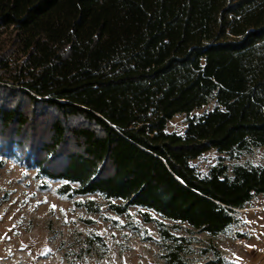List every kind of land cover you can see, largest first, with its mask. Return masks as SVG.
Masks as SVG:
<instances>
[{
    "label": "trees",
    "instance_id": "trees-1",
    "mask_svg": "<svg viewBox=\"0 0 264 264\" xmlns=\"http://www.w3.org/2000/svg\"><path fill=\"white\" fill-rule=\"evenodd\" d=\"M259 147L264 0H0V155L89 213L139 208L165 264H188L172 228L215 236L264 195V164L191 161Z\"/></svg>",
    "mask_w": 264,
    "mask_h": 264
},
{
    "label": "rangeland",
    "instance_id": "rangeland-1",
    "mask_svg": "<svg viewBox=\"0 0 264 264\" xmlns=\"http://www.w3.org/2000/svg\"><path fill=\"white\" fill-rule=\"evenodd\" d=\"M212 106L209 103L189 115H175L168 120L166 130L182 133L189 117ZM219 157L229 174L235 164H264V148L238 158L210 149L191 164L205 175ZM43 181L47 180L38 178L33 168L0 155V264H165L157 226L143 221L139 208L130 207L127 215L106 209L89 213L76 207L74 199L58 195V182ZM84 198L103 202L97 195ZM52 205L56 206L54 211ZM171 230L190 240V246L184 247L188 264L216 258L220 264H264V195H255L238 210L234 223L215 236L186 224Z\"/></svg>",
    "mask_w": 264,
    "mask_h": 264
},
{
    "label": "snow or ice",
    "instance_id": "snow-or-ice-1",
    "mask_svg": "<svg viewBox=\"0 0 264 264\" xmlns=\"http://www.w3.org/2000/svg\"><path fill=\"white\" fill-rule=\"evenodd\" d=\"M45 203L47 202V201H44ZM51 209L54 211L55 209H56V206L55 205H52L51 206ZM61 211H64L63 209H61ZM65 223H67V220H65Z\"/></svg>",
    "mask_w": 264,
    "mask_h": 264
}]
</instances>
